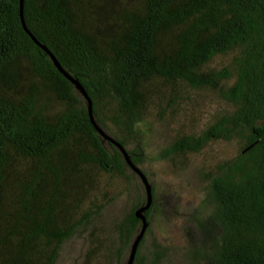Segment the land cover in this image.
Listing matches in <instances>:
<instances>
[{
	"label": "trees",
	"instance_id": "trees-1",
	"mask_svg": "<svg viewBox=\"0 0 264 264\" xmlns=\"http://www.w3.org/2000/svg\"><path fill=\"white\" fill-rule=\"evenodd\" d=\"M21 12L82 85L96 126L86 98L23 28L20 0H0V264H55L80 232L87 263L120 264L145 197L110 223L113 232L96 220L100 174L143 187L105 136L146 175L137 125L200 91L214 105L204 126L176 132L162 156L175 162L219 141L238 150L200 173L209 213L186 230L188 264H264V0H22ZM144 236L133 264H144ZM152 255L156 264L164 252Z\"/></svg>",
	"mask_w": 264,
	"mask_h": 264
},
{
	"label": "rangeland",
	"instance_id": "rangeland-1",
	"mask_svg": "<svg viewBox=\"0 0 264 264\" xmlns=\"http://www.w3.org/2000/svg\"><path fill=\"white\" fill-rule=\"evenodd\" d=\"M231 58V53L216 55L211 63L213 67L222 66L230 62ZM193 94L189 105L181 103L174 113H165L163 117L155 114L137 125L145 155L143 169L152 193V209L146 228L148 231L144 233L140 249V254L145 258L144 264H153L152 252L155 246L164 252L163 258L156 264L189 263L186 258L189 245L186 230L189 227L196 228V220L203 219L209 213V208L204 203L205 183L200 179V173L212 168L219 160L232 158L238 150L234 141H219L208 144L198 154H187L186 159L181 155L178 159L175 158V162L162 156L163 150L173 142L176 132H199L207 120L208 112L213 110L214 105L208 108L205 104L209 94L207 91ZM168 96L169 90L166 89L161 96L162 101ZM179 161L181 164L176 163ZM98 181V192L104 189L106 197H98L104 203L96 220L110 233L114 231L110 223L120 221L136 200L145 197V191L133 177L127 180L102 173L98 176ZM87 241V232L74 234L61 247L55 264H89L85 261L86 252L90 248ZM117 245L113 241V251ZM125 257L126 254H123L120 264ZM109 264H116L114 257Z\"/></svg>",
	"mask_w": 264,
	"mask_h": 264
},
{
	"label": "water",
	"instance_id": "water-1",
	"mask_svg": "<svg viewBox=\"0 0 264 264\" xmlns=\"http://www.w3.org/2000/svg\"><path fill=\"white\" fill-rule=\"evenodd\" d=\"M22 0H20V18H21V23L23 25V28L30 34V36L32 37V39L41 47L43 48L50 56L53 64L55 65V67L64 75L66 76L74 85V87L86 98L87 101V108H88V113L90 116V119L92 121V123L96 126L94 118L92 116V110H91V101L90 99H88L86 92L84 91L82 85L79 83V81L77 79L72 78L70 75H68L66 73V71L60 66V63L56 60V58L52 55V53L42 44H40L35 38L34 36L28 31V29L26 28L24 22H23V18H22ZM105 138H107L109 140L110 143H114L115 145L118 146V148L121 150L122 155L124 156L127 164L132 168V170L139 176L142 185L144 187L145 190V200L143 201V203L141 204V206L139 208H137L135 210V216L136 218H138L140 220V223L138 224L135 233L131 239L130 245L128 247L127 250V254L126 257L123 261L122 264H133L134 262V258H135V253L138 247V244L140 242V240L142 239V237L144 236V233L146 231V228L148 226V220L146 218V210L150 207V205L152 204V193H151V185L148 182V179L146 177V175L144 174V172L138 167L136 166L132 160L130 159L129 154L125 151V149L118 143L116 142L114 139L105 136Z\"/></svg>",
	"mask_w": 264,
	"mask_h": 264
}]
</instances>
